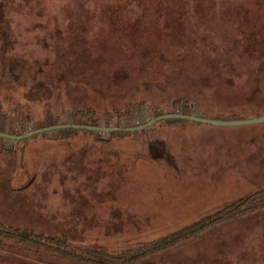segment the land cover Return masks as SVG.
<instances>
[{"label": "rangeland", "instance_id": "rangeland-1", "mask_svg": "<svg viewBox=\"0 0 264 264\" xmlns=\"http://www.w3.org/2000/svg\"><path fill=\"white\" fill-rule=\"evenodd\" d=\"M60 3L61 0H0V94L7 93V99L15 102L21 98L23 87L35 113L40 115L45 109L48 115L49 111L54 115L47 122L57 121V125L72 120L69 111L61 115L63 109L93 108L101 117L110 81L104 62L87 57L78 61L69 50L82 25L71 26L63 19ZM221 30L215 34L217 45L221 43ZM259 47L264 49V44ZM133 78L132 75L131 80L125 79L126 87L137 84ZM121 80L123 83L122 77ZM4 86L12 87L14 92ZM119 93L118 89L114 92L117 96ZM222 94L208 92L207 100L213 106H221ZM260 103L264 108V101ZM151 119L148 108L134 112L137 125ZM33 123L28 124L32 127ZM189 129L183 133L172 128L166 134L151 135L142 144L112 147H100L92 137L78 134L60 141L49 140L52 135L47 134L25 141L7 140L6 146L14 145L15 154L0 153V221L22 226L36 217L45 218L39 211H17L15 203L24 198L12 193L25 183L28 186L32 181H52L50 186L43 184L46 193L36 197L43 198L41 201H35L51 214L47 219L82 213L78 215L96 219L97 223L110 212L124 213V218L126 204L132 220L148 217L145 222L126 228L111 226L107 231L97 225L86 230L79 228L82 231L73 234L81 250H115L118 245H125V234L147 239L160 237L201 215L203 207L229 203L264 184V122ZM104 135L108 138L107 133ZM150 148L157 149L154 164V158L147 160ZM79 151H85V158L81 156L80 161L74 162L80 172L65 173L66 163L76 159ZM108 161L123 162V172L109 167ZM68 185L78 189H64ZM113 187L118 189L117 197ZM54 226L49 222L39 227L48 233ZM0 264L50 262H36L32 257L0 249ZM138 264H264V208L209 229Z\"/></svg>", "mask_w": 264, "mask_h": 264}, {"label": "trees", "instance_id": "trees-1", "mask_svg": "<svg viewBox=\"0 0 264 264\" xmlns=\"http://www.w3.org/2000/svg\"><path fill=\"white\" fill-rule=\"evenodd\" d=\"M28 5L31 3L28 2ZM59 12L69 25H82L76 38L67 46L77 60L80 57L98 59L110 71L104 114L97 116L93 108L63 109L61 115L69 111L72 120L63 121L62 124L130 128L138 126L134 121V112H141L145 108L150 109L152 119L164 114L196 113L207 119L226 121L264 116L263 104L260 103L264 101V49L259 47V44H264V0H61ZM206 22L211 25H206ZM220 29H223L219 31L221 43L217 45L214 38ZM132 75L137 84L128 88L125 79L131 80ZM88 84L91 85L90 81ZM4 87L14 90L10 86ZM116 89L120 92L118 96L114 94ZM97 91H100V87H97ZM25 92L22 87L19 92L21 98L15 102L7 99V93L0 94V132L21 136L58 124L57 121L47 122L54 114L48 111V115H45V109L41 111L42 114H36L33 102L27 99ZM208 92H223L222 105H211L207 100ZM32 121L34 123L30 127L28 123ZM196 126L206 125L185 120H165L139 132L109 133L108 138L105 133L73 129L43 135H52L49 137L52 141L77 134L90 136L100 147H112L131 142L142 144L153 135L166 134L172 128L184 133L190 130L189 127ZM6 141L0 138V153L14 155V145L7 147ZM156 150L150 148L146 154L147 160L154 158L153 164L158 156ZM84 154L85 151H79L76 159L66 163L69 170L66 167L64 172L78 175L80 171L74 162L80 161L81 156L84 159ZM108 163L114 170L124 169L121 161ZM51 182L32 181L12 193L24 198L23 202L15 203L19 207L17 211H39L45 218L36 217L22 226L0 221L1 250L50 264H138L218 225L264 208L262 184L254 188L255 191L246 192L229 203L203 207L201 215L160 237L147 239L134 233L125 234V245L120 244L115 250H81L78 248L79 240L73 236L82 231L80 229H91L97 225L107 231L111 226L126 228L145 222L148 217L132 220L126 204L125 219L122 218L124 213L113 212L97 223H94L96 219L78 215L82 213L47 219L51 214L42 207L41 202L35 201L43 199L36 197L44 195L47 189L43 184L50 186ZM64 189L78 187L68 185ZM114 189L117 190L114 192L117 197L118 189ZM123 191L119 189V192ZM5 203L10 206L7 199ZM34 222L41 225L50 222L55 224V228L47 233L39 227L41 225L32 224Z\"/></svg>", "mask_w": 264, "mask_h": 264}, {"label": "water", "instance_id": "water-1", "mask_svg": "<svg viewBox=\"0 0 264 264\" xmlns=\"http://www.w3.org/2000/svg\"><path fill=\"white\" fill-rule=\"evenodd\" d=\"M165 120H185V121L196 122V123L211 125V126H239V125H251V124L263 123L264 117L226 121V120L207 119L202 116L195 115V114L194 115L164 114L157 118H153L144 124H140L138 126L130 127V128L98 127V126H88V125H78V124H60V125L49 126V127L33 130L21 136L10 135L7 133L0 132V138L13 141V142L25 141L37 135H41L44 133L57 131V130H65V129L67 130H70V129L87 130V131L100 132V133H105V134L106 133L107 134L109 133H131V132H139V131H143L145 129L151 128L155 124L161 121H165Z\"/></svg>", "mask_w": 264, "mask_h": 264}]
</instances>
